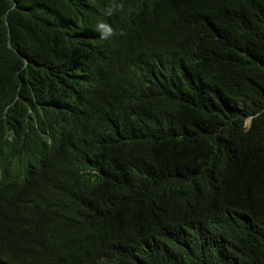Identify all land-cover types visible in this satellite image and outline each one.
Masks as SVG:
<instances>
[{"label": "trees", "instance_id": "16d2710c", "mask_svg": "<svg viewBox=\"0 0 264 264\" xmlns=\"http://www.w3.org/2000/svg\"><path fill=\"white\" fill-rule=\"evenodd\" d=\"M230 148L261 181L218 192L232 228L199 164ZM124 240L126 264H264V3L0 0V263L123 264Z\"/></svg>", "mask_w": 264, "mask_h": 264}, {"label": "clouds", "instance_id": "9594fccd", "mask_svg": "<svg viewBox=\"0 0 264 264\" xmlns=\"http://www.w3.org/2000/svg\"><path fill=\"white\" fill-rule=\"evenodd\" d=\"M254 1L264 3V0H254ZM86 2L92 4H101L104 9L105 0H86ZM227 12L234 13L235 16H231ZM238 17H239V9L234 5L222 9V12L219 16L220 19L227 22L232 28H234L237 31L238 36L243 39L245 45L247 44L253 45L252 41L240 32L237 24ZM108 26H109L108 24H102V23L99 24V28L101 30V34L103 37H105L108 34L107 32ZM216 41L222 43L226 42L222 40L219 35L216 36ZM78 81L79 80H77L76 82ZM251 121H252V117H249L245 121V126L247 127L250 126ZM242 158H243V153L240 149L237 152H234L233 149L230 148L226 152L221 153L215 158H212L211 163L208 162L199 163L204 168V172L201 175L203 176L204 180H206V182H208V184L211 186L210 189L211 193L209 192V190H207L206 192V197L208 199V202L206 203L205 209H213L219 212L221 218L224 219V221L222 219L224 225L228 228H232L236 225L240 226L238 218L236 217L232 209L229 208L230 206H225L224 201L216 200L215 197L218 195V192L221 191V189L224 186H226V183H232L240 179L241 168L243 167ZM246 179H247L246 181H236L235 184L242 182L249 185H255L261 182L258 176L256 178L248 176L246 177ZM192 227L193 225H189L186 226V228L184 229V235H186L189 239L193 235ZM122 242H124L122 244H125L123 250L118 249L115 246H112L109 251L117 253L120 259L122 260V263L126 264L125 249L131 245H136L139 241L133 244L130 243L128 240H124ZM196 242L197 244H205L206 246L212 245L211 241L209 239H206L203 232L200 233L199 237L196 239ZM240 244H242V246ZM242 250H245L246 252L249 251V245L247 242L239 241L237 244L232 243L230 247L221 254L220 258L237 259V258L246 257L244 251ZM147 254L148 253H145L141 256L142 261L144 262L156 261L154 259L151 260L147 258Z\"/></svg>", "mask_w": 264, "mask_h": 264}]
</instances>
